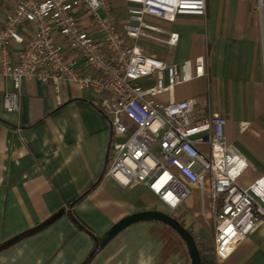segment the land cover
Returning a JSON list of instances; mask_svg holds the SVG:
<instances>
[{
	"label": "crops",
	"instance_id": "crops-1",
	"mask_svg": "<svg viewBox=\"0 0 264 264\" xmlns=\"http://www.w3.org/2000/svg\"><path fill=\"white\" fill-rule=\"evenodd\" d=\"M16 1L0 0V25ZM204 2L201 16L182 14L171 22L149 18L163 30L179 34L175 46L151 37L135 43L167 63L204 57L202 76L177 84L158 100L195 98L203 116L223 115L226 138L248 162L238 182L248 185L264 174V0ZM112 3L118 15H126L123 0ZM139 81L148 86L154 77ZM9 87L8 80L0 81V244L60 208L64 212L42 230L1 249L0 264H83L94 241L76 228L70 215L101 238L128 214L160 210L158 197L143 184L122 186L106 174L113 137L110 116L102 108L104 94L69 83L56 91L52 84L24 79L18 110L7 112L1 93ZM97 180L90 192L69 206ZM211 201L206 186L200 209H211ZM206 223L184 226L199 248L208 253L210 247L214 253L212 227ZM222 263L264 264V220ZM87 264H190V259L170 227L150 220L120 231Z\"/></svg>",
	"mask_w": 264,
	"mask_h": 264
},
{
	"label": "built area",
	"instance_id": "built-area-1",
	"mask_svg": "<svg viewBox=\"0 0 264 264\" xmlns=\"http://www.w3.org/2000/svg\"><path fill=\"white\" fill-rule=\"evenodd\" d=\"M123 2L125 16L112 0H17L0 25V81L10 83L1 93L2 108L18 110L24 79L56 91L69 83L104 94L113 137L106 174L122 186L143 184L169 213L195 188L202 195L208 186L214 255L223 262L264 220V174L248 185L238 182L248 162L226 138L223 115L203 116L195 98L158 100L202 76L204 57L167 63L135 43L151 37L175 46L179 34L149 18L201 16L205 2ZM147 76L154 82L143 86L139 80Z\"/></svg>",
	"mask_w": 264,
	"mask_h": 264
},
{
	"label": "water",
	"instance_id": "water-1",
	"mask_svg": "<svg viewBox=\"0 0 264 264\" xmlns=\"http://www.w3.org/2000/svg\"><path fill=\"white\" fill-rule=\"evenodd\" d=\"M63 212L64 208H60L57 212L53 213L51 216H49L47 219L37 224L36 226L29 228L3 242L2 244H0V250L26 236L32 235L42 230L53 221H55L59 216H61ZM150 220L160 221L161 223L170 227L184 243L190 259V264H201L200 252L193 234L174 216L157 209L136 211L124 216L123 218L115 222L112 226H110V228H108L105 234L100 238L99 247H103L104 245H106L115 235H117L120 231H122L129 225L139 221Z\"/></svg>",
	"mask_w": 264,
	"mask_h": 264
},
{
	"label": "rangeland",
	"instance_id": "rangeland-1",
	"mask_svg": "<svg viewBox=\"0 0 264 264\" xmlns=\"http://www.w3.org/2000/svg\"><path fill=\"white\" fill-rule=\"evenodd\" d=\"M155 149H156V145L152 147V151L155 152ZM191 197L192 198L190 201L192 202L190 201H188L189 203H185L186 201L183 202L182 205L173 213H169L163 206H161V204H160V210L173 215L176 219H178L183 224L186 223V225H190L189 223H193L197 221H201L204 224H207L206 220L210 221V217H211L210 206L208 207L205 206L204 210L200 209L201 208V192L198 189L193 192ZM184 211H186L185 215L181 216V213H183ZM207 216L209 218H207ZM208 249L210 250L211 248L209 247Z\"/></svg>",
	"mask_w": 264,
	"mask_h": 264
},
{
	"label": "trees",
	"instance_id": "trees-1",
	"mask_svg": "<svg viewBox=\"0 0 264 264\" xmlns=\"http://www.w3.org/2000/svg\"><path fill=\"white\" fill-rule=\"evenodd\" d=\"M99 180L95 181L86 191H84L79 197H77L72 203L69 204L70 207H72L75 203L79 202L88 192H90L93 187H95V185L98 183ZM171 215V214H170ZM173 216V215H172ZM74 225L76 226V228L80 229V230H84L86 232H88L91 236L92 239L94 241V246L91 249L90 253L88 254L87 258L85 259L83 264H87L91 258L96 254V252L99 250V240L100 238L96 237L82 222H80L74 215H70ZM182 225H184L181 222ZM191 232V231H190ZM192 233V232H191ZM199 252H200V257H201V264H224L222 262H218L214 253L213 252H209L211 250H207L208 253H206L205 250L199 248Z\"/></svg>",
	"mask_w": 264,
	"mask_h": 264
}]
</instances>
